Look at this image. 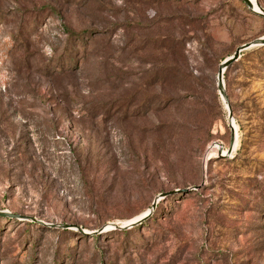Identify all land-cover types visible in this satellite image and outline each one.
Returning a JSON list of instances; mask_svg holds the SVG:
<instances>
[{
	"label": "rangeland",
	"instance_id": "374dc122",
	"mask_svg": "<svg viewBox=\"0 0 264 264\" xmlns=\"http://www.w3.org/2000/svg\"><path fill=\"white\" fill-rule=\"evenodd\" d=\"M260 38L241 0H0V264H264V46L216 148Z\"/></svg>",
	"mask_w": 264,
	"mask_h": 264
},
{
	"label": "water",
	"instance_id": "95a60500",
	"mask_svg": "<svg viewBox=\"0 0 264 264\" xmlns=\"http://www.w3.org/2000/svg\"><path fill=\"white\" fill-rule=\"evenodd\" d=\"M241 1L244 3L246 8L251 13H253L256 16L261 17L262 19H264V8L258 3V1L256 2L255 9H254V7L252 6V3L249 0H241ZM261 46H264V38H260V39L254 40L252 42L245 43V44L241 45L240 47H238L235 50V52L230 57L226 58L219 65V68H218V71H217V76H216V83H217V88H218L220 97L224 101V103L226 105V108H227V111H228L229 129H230L231 140H230V146H229L228 150L226 151L225 155H222V150H223L222 146L217 145L219 147L218 154H217L218 157H225V156L228 157V156H230V154L232 153V151L234 149L235 141H236V133H235V130H234V127H233L232 113H231L230 107L228 105V101L226 99L225 91H224V81H223L224 72L226 71V69L230 65H232L235 62H237L240 59V56H241L242 52L247 51V50H249L251 48L261 47ZM170 194H161V195H159V197L154 201V203H153V205L151 207V210H150V212L148 213L147 216L148 217L150 216V214L152 213V210L155 209L156 203H157V201L160 198H164V197H166V196H168ZM147 216H146V218H148ZM0 217L1 218H7V219H16V220H19V221L28 220V218H26V217L19 216V215H14V214H11L9 212L1 211V210H0ZM141 221H142V219L140 221H137L135 224H132V225H130L128 227L134 226V225L138 224ZM62 228L63 229H67L68 227L67 226H63ZM75 229L78 232L83 233L80 228L76 227Z\"/></svg>",
	"mask_w": 264,
	"mask_h": 264
},
{
	"label": "trees",
	"instance_id": "16d2710c",
	"mask_svg": "<svg viewBox=\"0 0 264 264\" xmlns=\"http://www.w3.org/2000/svg\"><path fill=\"white\" fill-rule=\"evenodd\" d=\"M70 38L72 39L73 38V40H75L76 42H78L79 44L81 43V44H84V43H86V37H85V34L84 33H82V35H72V34H70ZM83 47H84V45H82ZM173 52V51H172ZM177 58L175 59L174 58V54H172V58H173V60H174V63L176 64L177 63V65H179L180 63L181 64H183V56H182V54L181 53H178L177 52ZM231 66V65H230ZM229 68V67H228ZM227 68V69H228ZM226 69V70H227ZM177 70L179 71V72H182L181 71V69L179 68V66L177 67Z\"/></svg>",
	"mask_w": 264,
	"mask_h": 264
},
{
	"label": "bare ground",
	"instance_id": "6f19581e",
	"mask_svg": "<svg viewBox=\"0 0 264 264\" xmlns=\"http://www.w3.org/2000/svg\"><path fill=\"white\" fill-rule=\"evenodd\" d=\"M251 3H252V6L254 7V9H255V6H256V0H249ZM233 127H234V130H235V126L233 125ZM235 133H236V131H235ZM217 149H219V147L217 146L216 147ZM222 153L224 154L225 153V151L223 150L222 151ZM226 154V153H225Z\"/></svg>",
	"mask_w": 264,
	"mask_h": 264
}]
</instances>
